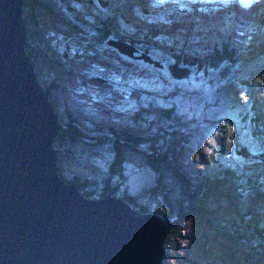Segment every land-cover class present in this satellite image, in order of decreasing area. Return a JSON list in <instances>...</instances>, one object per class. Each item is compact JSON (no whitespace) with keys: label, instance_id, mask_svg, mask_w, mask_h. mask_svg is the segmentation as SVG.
Segmentation results:
<instances>
[{"label":"rangeland","instance_id":"1","mask_svg":"<svg viewBox=\"0 0 264 264\" xmlns=\"http://www.w3.org/2000/svg\"><path fill=\"white\" fill-rule=\"evenodd\" d=\"M179 2L22 0L29 66L62 135L55 143L58 173L69 184L76 179L79 194L93 193L87 199L109 196L112 189L111 196L132 197L126 202L152 208L156 176L139 165L117 169L112 143L115 137L125 144L139 141L140 149L154 155L162 141L164 165L184 180V187L166 185V193L196 190L187 178L211 180L209 189L216 186L219 197L200 200L207 216L185 217L178 224L174 219L176 236L168 245L170 234L166 240L164 264H264V0ZM230 37L238 53L235 68L211 67L207 44L220 45ZM179 57L188 75L174 78L168 68ZM192 60L206 65L197 68ZM219 118L228 121V136L238 133L246 159L235 155L233 140L222 151L220 129L212 125ZM198 125L200 138L193 135V146L187 145L178 135L193 133ZM131 154L142 155L137 148ZM112 164L116 175L110 174ZM229 166L241 175L237 183L224 178ZM250 180L256 191L251 192ZM131 208L138 211L134 204ZM250 252L257 258L250 259Z\"/></svg>","mask_w":264,"mask_h":264},{"label":"water","instance_id":"2","mask_svg":"<svg viewBox=\"0 0 264 264\" xmlns=\"http://www.w3.org/2000/svg\"><path fill=\"white\" fill-rule=\"evenodd\" d=\"M21 3L0 0V264H164L174 219L87 199L59 175L60 130L26 60Z\"/></svg>","mask_w":264,"mask_h":264},{"label":"trees","instance_id":"3","mask_svg":"<svg viewBox=\"0 0 264 264\" xmlns=\"http://www.w3.org/2000/svg\"><path fill=\"white\" fill-rule=\"evenodd\" d=\"M23 23H24V20H22V24ZM149 33L151 34V36L155 35V33H153L152 30L149 31ZM232 45H233V43H232L231 37H230V40H228L226 43H223L220 45L219 44L218 45L207 44V50L212 52L210 55H212V54L213 55H212V58L206 60V62H208L211 67H215V68H218V67L221 68V66L223 64L227 63L228 64V67H227L228 71L233 70L236 66L238 59L235 55L237 52L235 51L234 47H232ZM179 59L180 60L175 61L174 63H172L173 65L168 68L170 70L171 75L174 78L184 77V76L188 75V72H187L188 70L185 68V66H187L186 62L184 61L185 59L182 57H179ZM192 62H193V60H192ZM194 64H196L197 68H199L200 65H204V66L206 65V63L204 64V62L198 63V61ZM220 75L224 78V73L222 71H220ZM49 83H52L51 80H49ZM114 108H116V107H114ZM53 111H54V108H53ZM116 112L120 115V117H122L126 120V116L119 109L116 108ZM226 122H228V121H226L222 118H219V119L212 122L213 126H216L220 129V131L218 133V136H219L218 139L221 141L222 145H220V147L222 148V151L227 150L226 149L227 140H233L234 149H235V151H238V153H239V155L238 154H235V155L238 157L243 156V158L246 159L248 154H247L246 149L240 147V139L238 137V133L235 134L236 136L234 135L235 137L234 136L232 137L231 135L228 136V131H225V129L227 128ZM201 129H202V127L200 125L196 129L195 128L190 129L194 134L187 131L185 134H180L178 136H180L182 141H185V143L187 145L193 146V143L191 142V140H193V135H197L200 138ZM177 134H179V133H177ZM174 135H176V134H174ZM64 138H66V137H64ZM61 141H62V136H60L57 139L58 143H60ZM196 143H201V142L199 141V139H197ZM158 145H160V147H161L162 141ZM112 146H113L115 158L117 157L116 158L117 160H118V158L121 160V161L114 160V163L116 164L117 169H119L120 165L124 166V164H126V163L130 164V165H139V166L147 168L148 170L151 171V173H153L156 176L154 186L150 189V191L154 190L153 196H152L153 201L150 200L152 202V205H154V206L152 208H149L146 206H142L141 204L136 205L138 202L135 201L136 202L135 203L133 199L131 201V204H129L130 206L133 207V204H134L136 209L138 211H140V213H143V214L156 213V214L163 216L162 218L165 220L176 219L175 224L179 223L177 220L180 221L182 219H185V217L192 219V218H196V217H201V216L203 217V216L209 215L206 211L208 208L205 207L206 210L203 209L202 208L203 206L201 205L200 200H204L205 202H207L208 200H215V201L218 200L219 197L216 196V193L218 192L216 186L212 187L211 190L209 189V182H211V180H209V181L208 180H201V181L191 182L186 178L185 182L186 183H193L192 184L193 188H196V190L186 189V187H185L184 189L181 190L180 193H176L173 191L171 193H166V185L169 184L172 189H174V187H184V180L179 175L172 174L171 169L169 168L168 164L164 165L165 154H161L162 148H160V147H159L160 149L157 148L156 151L153 152L154 155H152L151 150L147 151V150L140 149L139 141L133 142L132 140H127V143L125 144L124 139L121 140L120 138H116V137L112 143ZM135 148H137L142 153V155H139V156L132 155L131 153L133 152V149H135ZM177 149L179 152H181V150H183V148L181 147V144L178 145ZM197 152H199V154L201 153L202 155L206 154L201 149H199ZM209 155H210V152H209ZM194 161H196V160H194ZM204 162H206V161H204ZM217 163H218V161H217ZM224 165L228 166L229 164L225 163ZM117 171L115 170L114 165L111 166L110 174L116 175ZM175 171H176V169H175ZM177 176H178V178H175ZM228 176L234 177V182L237 183L239 181L238 177L241 175H240V173H237V171H236V169H234V167L229 166V173L224 178L228 180V178H229ZM244 176L241 178L242 182H239L238 184H241V185L243 184ZM72 180L74 181V185H75L77 180L76 179H72ZM176 180H177V182H176ZM245 180H248V178H246ZM108 182H109V180L106 183L108 184ZM71 184H72V182H71ZM248 186H250L251 192L256 191V189H255L256 185H255V183L253 184L252 181L248 184ZM197 187L199 188V191L197 190ZM242 187H243V185H242ZM108 194L114 195L115 191L111 189V194L110 193H108ZM252 195L254 197H256L257 193H252ZM87 196L93 197V193H87L86 192L85 197H87ZM103 196H107V194L104 193L103 195L102 194L100 195V197H103ZM126 197L129 199L132 198V197H128V196H126ZM87 198H89V197H87ZM127 198H125V201H127L126 200ZM251 211L253 212V216H255V214H256V206L255 205L254 206L252 205ZM173 214H175L174 217H173ZM176 226H178V225H175V227ZM171 231L172 232L170 233V237L167 240L166 245L169 244L171 238H174L176 236L175 228ZM259 232H260V230H257L256 234ZM250 253H251L250 259L253 260V258H257L254 256V255H256L255 252H250ZM260 255L262 256V254H260ZM262 257L264 258V256H262ZM252 260H250V261H252Z\"/></svg>","mask_w":264,"mask_h":264},{"label":"bare ground","instance_id":"4","mask_svg":"<svg viewBox=\"0 0 264 264\" xmlns=\"http://www.w3.org/2000/svg\"><path fill=\"white\" fill-rule=\"evenodd\" d=\"M191 2V1H190ZM194 2V1H193ZM210 5V4H209ZM231 5V4H230ZM188 7V5L186 6V8ZM227 9H229V8H227ZM24 28V27H23ZM24 49H25V45H24ZM25 55H26V53H25ZM26 60H27V63H29V61H28V57H27V55H26ZM30 70L32 71V73H33V70H32V67H30ZM35 76V75H34ZM37 83V82H36ZM38 85L40 86V84L39 83H37V87H38ZM44 98H45V96H43ZM46 100V99H45ZM48 104V106H49V108H50V111H51V113H52V115H53V112L54 111H52L53 109H52V107L50 106V103H47ZM53 117H54V115H53ZM55 118V117H54ZM56 120V119H55ZM56 123H57V120H56ZM73 133V132H72ZM78 134V133H77ZM89 141V140H88ZM55 158H57V159H59V154H56V156H55ZM58 163V162H57ZM250 211H251V209H250ZM140 213V212H139ZM141 214V213H140ZM157 216H159L160 218H162L163 216H161V215H159V214H156ZM163 219V218H162ZM163 220H165V219H163ZM165 221H168V220H165ZM172 228L173 227H171V230H172ZM164 248H165V245L164 244H161V251L163 252V254H162V257L161 258H163L164 257V255H165V251H164ZM161 261H162V259H161ZM165 261L163 260V263H164Z\"/></svg>","mask_w":264,"mask_h":264}]
</instances>
